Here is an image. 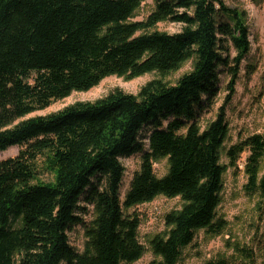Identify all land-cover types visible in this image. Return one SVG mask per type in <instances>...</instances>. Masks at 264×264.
<instances>
[{
	"label": "trees",
	"instance_id": "obj_1",
	"mask_svg": "<svg viewBox=\"0 0 264 264\" xmlns=\"http://www.w3.org/2000/svg\"><path fill=\"white\" fill-rule=\"evenodd\" d=\"M143 1L0 0V154L20 148L0 161V264H135L145 254L141 221L125 210L161 196L183 206L166 216L167 234L151 241L160 258L151 264H179L198 232L224 231L218 208L226 106L252 49L248 16L223 0H157L145 21L131 22ZM167 21L182 31L151 32ZM191 60L192 71L176 85L153 80L138 95L117 89L94 103L29 117L109 77L166 78ZM223 76L226 103L202 130ZM246 152V190L264 202V137L231 147V166ZM140 154L141 170L122 200V159ZM164 159L169 171L158 178L154 164ZM80 225L83 253L69 238Z\"/></svg>",
	"mask_w": 264,
	"mask_h": 264
},
{
	"label": "rangeland",
	"instance_id": "obj_2",
	"mask_svg": "<svg viewBox=\"0 0 264 264\" xmlns=\"http://www.w3.org/2000/svg\"><path fill=\"white\" fill-rule=\"evenodd\" d=\"M157 0H144L131 22L145 21L155 9ZM231 9L246 12L247 24L250 29L251 52L244 60L241 75L235 88V94L226 106L229 135L221 153V165L226 166L224 188L221 194L222 204L218 208V218L226 222L222 234L214 236L205 231L197 233L192 245L185 248L179 264H212L223 260L235 264H264V202L259 193L249 194L246 190L248 177L245 164L249 152L244 153L234 166H231L228 151L231 147L254 136L264 137V0H223ZM183 25L171 21L158 24L152 31L171 35L182 31ZM234 55V53H233ZM193 60L166 78L157 73L147 74L128 81L116 76L103 80L100 85L88 92H74L70 97L57 101L49 108L36 112L29 117L48 116L64 110L80 102H96L119 89L126 94L138 95L140 90L153 80L163 79L165 83L176 85L185 74L193 69ZM228 78L222 77L220 93L215 104L201 118L200 127L205 130L217 117L219 109L226 103L229 91ZM147 144L148 141L146 140ZM20 148L11 147L0 154V161L18 156ZM125 167V177L121 189V199L124 200L129 191L131 181L139 173L142 165V155L122 159ZM158 178H163L169 171L167 159L154 164ZM264 175V158L261 162L259 178ZM43 180L51 181L49 173L44 172ZM85 204L83 203V206ZM183 206L180 198L168 199L163 196L151 203L125 210V215H137L141 221L139 241L145 249L141 260L135 264H151L160 261L151 247V241L157 236H165L169 231L165 218ZM92 210V208L90 207ZM87 223L92 221V212L84 217ZM20 223L13 224L18 227ZM71 246L83 253L87 243L85 228L80 225L69 233Z\"/></svg>",
	"mask_w": 264,
	"mask_h": 264
}]
</instances>
